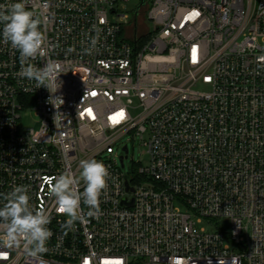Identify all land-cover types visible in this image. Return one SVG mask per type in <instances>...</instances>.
I'll return each mask as SVG.
<instances>
[{
	"label": "built area",
	"instance_id": "1",
	"mask_svg": "<svg viewBox=\"0 0 264 264\" xmlns=\"http://www.w3.org/2000/svg\"><path fill=\"white\" fill-rule=\"evenodd\" d=\"M124 1L30 0L48 18L31 62L59 63L56 92L18 75L0 25V206L24 185L50 216L43 264H264V0H141L131 16ZM85 159L111 176L99 217L68 230L48 190ZM0 264L39 262L12 248Z\"/></svg>",
	"mask_w": 264,
	"mask_h": 264
},
{
	"label": "clouds",
	"instance_id": "2",
	"mask_svg": "<svg viewBox=\"0 0 264 264\" xmlns=\"http://www.w3.org/2000/svg\"><path fill=\"white\" fill-rule=\"evenodd\" d=\"M38 7L46 8L47 0ZM47 22V16L32 10L30 0L0 5L2 38L19 52L21 67L18 75L34 81L37 88L46 87L49 90L54 86L56 92L60 86L58 77L63 73L59 63L46 59L43 66L38 67L31 62L38 56L48 55L47 36L42 30V25ZM54 100L63 103L61 98ZM79 166L78 178L66 170L50 182L48 190L49 196L55 198L57 212L67 217L64 227L68 230H72L77 221L84 223L87 217H99L100 197L107 189L111 176L108 166L96 159L81 160ZM81 181L83 191L79 187ZM3 200V206H0V250L23 248L28 257L43 264L42 254L47 252L46 244L52 236L48 227L50 216L42 207L30 204L27 186H15L11 192L4 194ZM81 203L89 209L86 215L82 213Z\"/></svg>",
	"mask_w": 264,
	"mask_h": 264
},
{
	"label": "rangeland",
	"instance_id": "3",
	"mask_svg": "<svg viewBox=\"0 0 264 264\" xmlns=\"http://www.w3.org/2000/svg\"><path fill=\"white\" fill-rule=\"evenodd\" d=\"M147 3H150L151 0H144ZM141 0H127L124 2H121L119 5V9L128 14V15H132L134 13V11L136 10V8L140 5ZM146 27H149L150 30L153 29V25L150 22H146L144 24ZM144 25L139 24L137 26V31L138 33L144 30ZM261 46H264V43H260ZM19 123L20 126L23 128L26 127H31L33 126L35 129L38 127V123H37V117L34 115L33 110H24L21 112V118L19 119ZM129 147L131 148V144H129ZM141 148L135 143L134 145V150H133V161H138L140 158L139 152H140ZM146 161V158H143V162ZM130 163V154L128 156V158L125 160V169L127 168V166ZM177 205L180 206V208L184 209V207L181 204ZM218 222L220 223L221 227L224 230H228L229 227V223L228 220L225 218H220L218 219ZM204 227H207V229L212 230L214 229V225L213 224H209L206 221H203V223L201 224Z\"/></svg>",
	"mask_w": 264,
	"mask_h": 264
},
{
	"label": "water",
	"instance_id": "4",
	"mask_svg": "<svg viewBox=\"0 0 264 264\" xmlns=\"http://www.w3.org/2000/svg\"><path fill=\"white\" fill-rule=\"evenodd\" d=\"M121 202H122V203H125V198H123V199L121 200Z\"/></svg>",
	"mask_w": 264,
	"mask_h": 264
},
{
	"label": "snow or ice",
	"instance_id": "5",
	"mask_svg": "<svg viewBox=\"0 0 264 264\" xmlns=\"http://www.w3.org/2000/svg\"><path fill=\"white\" fill-rule=\"evenodd\" d=\"M120 115L122 116L123 114L121 113Z\"/></svg>",
	"mask_w": 264,
	"mask_h": 264
}]
</instances>
